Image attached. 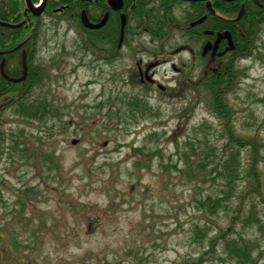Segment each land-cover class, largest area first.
<instances>
[{"label": "rangeland", "instance_id": "1", "mask_svg": "<svg viewBox=\"0 0 264 264\" xmlns=\"http://www.w3.org/2000/svg\"><path fill=\"white\" fill-rule=\"evenodd\" d=\"M179 6L180 18L186 4ZM171 15L165 31L150 30L154 36L133 17L116 59L103 33L92 47L78 23L40 18L36 64L44 73L28 101L43 96L52 110L39 119L0 111V264H235L215 232L226 224L223 214L209 218L195 206L210 178L181 172L187 143L203 148L204 137L221 157L228 141L202 80L213 64L199 53L191 58ZM251 48L233 61L239 72L223 101L229 129L259 137L256 164L264 171V32ZM139 58L159 60L153 86L139 81ZM240 156L239 188L251 152L242 147ZM254 201L260 224L228 235L255 239L264 253V201ZM253 255V264H264L258 249Z\"/></svg>", "mask_w": 264, "mask_h": 264}, {"label": "trees", "instance_id": "2", "mask_svg": "<svg viewBox=\"0 0 264 264\" xmlns=\"http://www.w3.org/2000/svg\"><path fill=\"white\" fill-rule=\"evenodd\" d=\"M239 1L241 2L243 0L228 3L223 1L215 4V6L219 7L217 12H226L228 16H234L235 12L239 9ZM81 2L80 0L75 2L73 0H48V5L50 8H53L59 3L64 5L68 4L65 11L71 14L67 15V13H65L66 19L69 20L70 23H78V26H80L90 38V45L95 47V44L91 42L94 38L97 39V31L86 29L80 23L79 12L82 8ZM243 2L245 4V12L239 20H228L226 22L217 20L216 22H212V27L214 28H217V25L222 23L223 28L227 29L231 36L233 35L234 49L229 53V56L219 58L216 69L208 72L202 79L203 83L206 82L205 85L208 87L207 89L211 91L215 112L218 117L224 121V133L227 136L228 144L223 146L224 151L222 156L218 157L215 147L208 143L206 138L203 137V148H200V146L195 148L191 143H187L190 146H187V144L185 145L189 150L186 151L184 149L183 152L181 151L180 157L183 160L184 168L181 172H184L186 178H198L199 182H204L207 178L211 180L212 185L210 191L206 193L203 199H197L195 206L197 210H200L209 218H214L218 216L219 213H222L225 217L226 224L217 226V230H215L217 239H221L219 245L223 248L222 253L235 261V264H253V254L256 249H258L259 255H264L262 250H260L258 241L255 239L237 238L228 235V230L235 228V226H240L243 229L251 224H260L256 209L257 205L254 201L255 195L261 202L264 201V171L258 169V164H256V156L259 154V137L247 134L241 135L233 132L232 129L230 130L229 123L232 117L231 109L227 101H223V98L231 90L232 86H234L236 74L239 72L234 70L232 66L233 61L249 56L252 52L251 47H253V40L256 39L260 33L264 32V0H246V2ZM2 4L0 0V19L6 21H11V19H13L12 22L23 21V25L18 28L8 29L0 27V50L5 51L6 54L4 53V57L7 59L4 71L8 75L13 73V75L21 74V54H19L17 58L15 54L20 50H25L27 53V75L23 81L18 83L7 81L0 75V111L11 107L17 115L25 118L39 119L43 115L42 112H49L52 110L49 101L43 96L34 97V100L28 101L32 84L34 82H41V74L44 73L43 68H40L39 65L36 64V44L40 34V28L37 23L40 18H32L28 22L22 13L24 7L22 1L19 2L20 10H16L17 5L15 3V7L11 10L8 17L6 15L9 11L3 8ZM196 4L193 6V12H196L195 14H197L199 10ZM7 5L8 4H6V6ZM47 11L48 14H51L50 9L47 8ZM151 11L150 17L153 19L149 20L148 24H145L141 19L139 27L147 26V29L151 31H154V28H157L160 32L165 31L164 29L169 26V24L166 21L164 12V16H162L157 8H152ZM158 11L159 14H157ZM135 12L141 17V8H138ZM193 12L192 16L194 15ZM234 22L236 23L234 24ZM234 28L236 29L234 30ZM118 31L119 29H117V33ZM102 33L108 37L109 33L107 31H103ZM83 36L85 37V34H83ZM16 43H20L18 49L14 51L9 50L13 48ZM8 58L11 60H8ZM219 103L221 106L218 107ZM242 147L250 150L251 158L248 163L247 171L249 179L243 187L239 188L238 181L242 177L243 170L245 169L240 156V149ZM206 227L208 226L206 225ZM207 230H210V228L204 229V231ZM196 231L205 234V232L199 230V228ZM212 244L213 239H209L207 243L208 248H212Z\"/></svg>", "mask_w": 264, "mask_h": 264}, {"label": "flooded vegetation", "instance_id": "3", "mask_svg": "<svg viewBox=\"0 0 264 264\" xmlns=\"http://www.w3.org/2000/svg\"><path fill=\"white\" fill-rule=\"evenodd\" d=\"M1 1L3 3L2 7L6 8L7 11H9V12H7L8 14L6 15L8 17L10 15L9 13L11 12V10L14 9L15 3L17 5L16 10H20L19 2H21V1L23 2V5H24L22 13H23L25 19L29 22L32 18L35 19L37 17V16L32 15L31 12H29L28 10H26L27 7H26L25 0H1ZM30 1H31L32 5H34V6L41 3V0H37V2L35 0H30ZM73 1L75 2L77 0H73ZM80 1H82L81 2L82 8L80 9L79 16L81 15L82 10H84L87 17L93 23H99L100 21L105 19L104 24L95 30L97 31V35H99V36L102 34L103 31H107L109 33L107 40L112 45L111 49L108 51V53L110 54V57L106 56L108 53L103 52V54H104V56H106L110 59H116L119 56V53H121L125 50L126 42L129 39V33L126 34V32H125V30L127 28V23H128V21H131L133 17L134 18L139 17L137 15V13L134 14L138 8H141L142 14H140V15L142 18L141 17L140 18L142 19V21L145 24H148L149 20L153 19L150 17L151 12H152L151 11L152 8H157L160 11V15H162V16H164L163 15V12H164V14L166 15V21L172 19L171 13L174 14V17L177 20L175 23V29H177L179 31H180V29H183L185 32L184 33L185 37L189 39V40L185 41V45L183 47H185V50H187L188 53L191 55V58H193L197 53H199V55H201L202 57L209 58V61L212 62V64H213V65H208V68L205 71H203V74H202L203 77L208 74V71L216 69V67L219 63V58L229 56V53H230L228 51V52H225L223 54V56H219V52L223 51L225 49V47L228 45V42L226 39H222L219 42L215 51L211 47L205 53H203L204 46L207 45L208 42H211V44H213L216 37H217V33L220 32L221 30L222 31L226 30L225 28H223L222 23L217 25V28L212 27V22H216L217 20H222L225 22L228 20L234 21L236 15H237V12L241 8V5H245L243 1L246 2V0H243L241 2L239 1L240 2L239 3V9L235 12L234 16H228V14L226 12H217V14H216V12L214 14L209 12L207 9V5H206L205 0L189 1V2L184 1V0H80ZM223 1L225 3H228V2L237 1V0H232V1L211 0L212 8L215 11H217V9L219 7L215 6V4H218V3L223 2ZM117 3H119V5H120L119 8H116V6H118ZM180 3H185L186 6L184 7L185 9H183L185 11L182 10V12L180 13V15L181 14L182 15L179 18V15L174 13V11L180 7L179 6ZM6 4H8V5L6 6ZM194 4H196L197 7L199 8L197 14H195L196 12L195 13L193 12ZM67 6H68V4L64 5V4L59 3V4H57V6L50 8V6L48 5V0H45L43 13L38 18H42L45 15H47L48 14L47 8H48L51 10V15H54V16L60 15L62 18L66 19L65 13H67V15L71 14V13H68L67 11H65ZM60 7H63V8L60 9ZM159 11L157 14H159ZM192 12L194 14L193 16H192ZM187 16H189V17H187ZM203 16H204V20L201 23L194 25V26H191V23L195 22L196 20L200 19ZM122 18H124V20H125V25H124V30H123L124 33L122 32V30H121L122 33L119 31L117 33V29L120 30V27H122L121 26ZM179 19H182V20L186 19V23L184 25L183 24L181 25ZM12 21H13V19H11V21H6L3 19H0V22L8 23V24H19L21 22V21L20 22L19 21L18 22H12ZM33 23H34V21H33ZM235 23L236 22H234V24ZM22 25H23V23H22ZM22 25H20V26H22ZM20 26H18V27H20ZM0 27L1 28H8V29L18 28V27H9V26L3 25V24H0ZM234 27H236V26H234ZM147 28L148 27L146 26L145 29H147ZM235 29L236 28H234V30ZM146 31L148 32L149 36L155 35V33L150 32L149 29H147ZM99 36H97V37H99ZM158 36L160 38L164 35L158 34ZM232 36H231V39H232V42L234 44V39ZM164 43H165L164 40L162 41V39H160L159 44L164 45ZM19 44L20 43H16L13 46V48H10L9 50H11V51L17 50L18 47L20 46ZM161 50H162V47L159 48L158 51L161 53ZM0 51H3V50H0ZM24 52H25L26 61H27V53L25 50H24ZM5 54H0V62L4 61V64H3L4 67H5L6 62H7V59L4 57ZM19 54H21V58H22V50H20L18 53H16L15 57L17 58L19 56ZM126 55L129 57V60L132 61L131 55H129V53H127ZM8 60H11V59L8 58ZM158 61H159L158 59H148L145 61L142 60L141 58L138 59V61L136 62V67H137L139 81L141 83H147V84L153 86L154 82H156V80H155L156 71L155 70L160 65V63ZM164 61H169L173 65L172 59H168V60H164ZM4 70H5V68H4ZM13 74H9V76H11L13 78L20 76V74H18V75H13ZM148 80H150V81H148ZM12 83H18V82H12ZM156 85H157V87H160L159 84H156Z\"/></svg>", "mask_w": 264, "mask_h": 264}, {"label": "water", "instance_id": "4", "mask_svg": "<svg viewBox=\"0 0 264 264\" xmlns=\"http://www.w3.org/2000/svg\"><path fill=\"white\" fill-rule=\"evenodd\" d=\"M187 1H195V0H187ZM206 1H207L206 2V5H207L208 9L212 12L213 10L211 8L210 0H206ZM25 2H26V7H27L26 10H28L29 12H31L32 15H34V16H41L42 15L43 10H44L45 0H42L41 3L38 6L32 5V3H31L30 0H25ZM117 4H118V6H116V8H119L120 5H119V3H117ZM243 10H244V6L242 5L239 13L237 14L236 19H238V18L241 17V15L243 13ZM203 18H201V19L193 22L191 25H195L197 23H200L203 20ZM80 20H81L82 25H84L86 28H89V29H97L100 26H102L104 24V22H105V19H103L99 23H93V22H91L88 19V17H87V15H86V13H85L84 10H82V12H81ZM0 24L6 25V26H9V27H18V26H20L22 24V22L19 23V24H8V23H2V22H0ZM124 24H125V20H124V18H122V23H121L122 29L124 27ZM222 38H227L228 39V47H227V49H232L233 48V44H232V41H231V38H230V34H229V32L226 31L224 33H219L218 34L216 40L214 41L213 47H212L213 50H215L217 48L218 43H219V41ZM210 45L211 44L208 43L207 45L204 46L203 53H205L208 49L211 48ZM0 54H2V51H0ZM3 64H4V61H1V63H0V72H1V74H2V76L4 78H6L7 80L12 81V82H19V81H22V80L25 79L26 72H27V68H26V56H25L24 51L22 52V68H23V70H22L21 76H19L17 78H11V77L7 76L4 73V71H3ZM76 142H77V140H75V139L72 140V143L73 144L76 143Z\"/></svg>", "mask_w": 264, "mask_h": 264}]
</instances>
